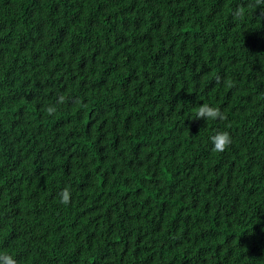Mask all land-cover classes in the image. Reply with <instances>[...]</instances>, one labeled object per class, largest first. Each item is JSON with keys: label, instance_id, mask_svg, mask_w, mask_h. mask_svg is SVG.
<instances>
[{"label": "trees", "instance_id": "16d2710c", "mask_svg": "<svg viewBox=\"0 0 264 264\" xmlns=\"http://www.w3.org/2000/svg\"><path fill=\"white\" fill-rule=\"evenodd\" d=\"M0 252L264 264V0H0Z\"/></svg>", "mask_w": 264, "mask_h": 264}, {"label": "clouds", "instance_id": "9594fccd", "mask_svg": "<svg viewBox=\"0 0 264 264\" xmlns=\"http://www.w3.org/2000/svg\"><path fill=\"white\" fill-rule=\"evenodd\" d=\"M260 3V0H256ZM51 111V109H49ZM219 115L218 110L208 104H201L196 111L195 118H203L204 120L215 119ZM213 151H223L230 143L231 138L225 132H217L210 136ZM69 193L65 190L62 194V200L67 201ZM0 264H17L16 259L7 252H0Z\"/></svg>", "mask_w": 264, "mask_h": 264}]
</instances>
